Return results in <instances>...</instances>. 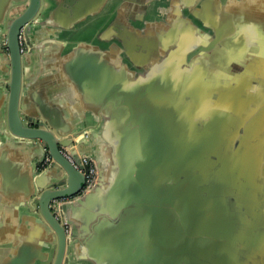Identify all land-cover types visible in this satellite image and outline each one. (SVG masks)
<instances>
[{"label": "water", "instance_id": "95a60500", "mask_svg": "<svg viewBox=\"0 0 264 264\" xmlns=\"http://www.w3.org/2000/svg\"><path fill=\"white\" fill-rule=\"evenodd\" d=\"M197 1L194 14V2L169 0L166 17L191 12L189 19L200 21L190 23L199 38L184 47L182 29L156 26L163 36L143 48L155 52L160 43L186 51L180 73H159L154 85L140 83V74L135 84L105 81V97L118 107L119 121L132 129L135 141V150L119 152L115 176L132 178L134 192L145 194L154 239L161 230L158 215L165 211L162 239L186 247V258L173 264H264V0H229V8L222 7L227 0H218L216 15L204 10L211 0ZM48 8L45 0H0V141L37 157L22 207L49 233L38 256L21 257L17 250L10 264H79L77 221L102 212L105 179L96 158L80 150L90 131L56 135L51 116L35 110L23 93L30 25ZM141 44L139 49L147 46ZM44 147L52 162L43 168ZM81 156L95 169L89 185ZM132 249L113 264L141 261Z\"/></svg>", "mask_w": 264, "mask_h": 264}, {"label": "crops", "instance_id": "0c3cea01", "mask_svg": "<svg viewBox=\"0 0 264 264\" xmlns=\"http://www.w3.org/2000/svg\"><path fill=\"white\" fill-rule=\"evenodd\" d=\"M190 1L194 2L191 11L195 14L198 1ZM168 2L45 0L49 10L30 25L31 45L24 54L23 67L27 86L23 93L35 110L40 108L51 116L56 135L81 129L90 131V137L81 140L80 150L96 158L105 179L99 201L100 216L77 221L80 236L75 255L79 264H113L128 248H133L141 261L131 260L127 264H173L186 258V247L171 246L167 239H162L166 231L165 211L158 215L161 230L154 239L152 226L146 223L151 209L144 201L145 194L134 192L137 184L132 178L115 176L119 152L135 150V141L132 129L122 127L118 107H111L105 97L106 80L119 85L120 81L135 84L132 79L140 74V83L154 85L161 81L159 73L168 70L180 73L184 69L182 58L186 51L170 46L162 48L160 43L155 52L149 51L150 55L146 50L156 37L163 36L156 26L161 31L165 26L182 29L187 42L184 47L201 36L190 25L200 22L198 17L189 19L191 12L166 17ZM216 2L211 0L204 10L210 9L216 15ZM158 5L163 10L156 12ZM224 5L229 8V0ZM165 17L166 22H162ZM144 41L147 46L139 49V43ZM133 45L138 46L134 47L136 50ZM36 161L34 154L29 156V152L14 144L0 141V264H10L17 250L21 257L25 252L38 256L40 246L49 236L45 226L35 221L34 214L22 207L30 192ZM112 168H115L113 175ZM87 237H91L90 243L84 244ZM170 250L177 254L170 255Z\"/></svg>", "mask_w": 264, "mask_h": 264}, {"label": "built area", "instance_id": "2783aa9c", "mask_svg": "<svg viewBox=\"0 0 264 264\" xmlns=\"http://www.w3.org/2000/svg\"><path fill=\"white\" fill-rule=\"evenodd\" d=\"M19 44H20V49H21L20 51L23 53L25 51V42H24V37L22 34L19 37ZM44 151H45V156H44V159L42 162L43 168L52 162V157L47 152L46 147H44ZM60 152L67 160H69L71 163H73L72 157L70 156V154L68 153V151L65 148H60ZM80 159H81L82 165L87 166V172L85 174V184L89 185L92 182L94 175H95L94 166H93L92 162H90L89 159H87L86 157L81 156Z\"/></svg>", "mask_w": 264, "mask_h": 264}, {"label": "trees", "instance_id": "16d2710c", "mask_svg": "<svg viewBox=\"0 0 264 264\" xmlns=\"http://www.w3.org/2000/svg\"><path fill=\"white\" fill-rule=\"evenodd\" d=\"M237 2H238V1H237ZM240 2H241V1H240ZM240 2H239V3H240Z\"/></svg>", "mask_w": 264, "mask_h": 264}, {"label": "flooded vegetation", "instance_id": "af4514ba", "mask_svg": "<svg viewBox=\"0 0 264 264\" xmlns=\"http://www.w3.org/2000/svg\"><path fill=\"white\" fill-rule=\"evenodd\" d=\"M158 7V6H157Z\"/></svg>", "mask_w": 264, "mask_h": 264}, {"label": "rangeland", "instance_id": "374dc122", "mask_svg": "<svg viewBox=\"0 0 264 264\" xmlns=\"http://www.w3.org/2000/svg\"><path fill=\"white\" fill-rule=\"evenodd\" d=\"M157 12V11H156Z\"/></svg>", "mask_w": 264, "mask_h": 264}]
</instances>
